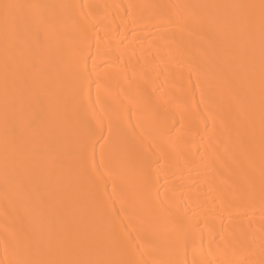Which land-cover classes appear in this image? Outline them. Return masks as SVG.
Listing matches in <instances>:
<instances>
[{
	"label": "bare ground",
	"instance_id": "bare-ground-1",
	"mask_svg": "<svg viewBox=\"0 0 264 264\" xmlns=\"http://www.w3.org/2000/svg\"><path fill=\"white\" fill-rule=\"evenodd\" d=\"M0 264H264V0H0Z\"/></svg>",
	"mask_w": 264,
	"mask_h": 264
}]
</instances>
